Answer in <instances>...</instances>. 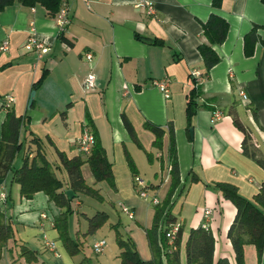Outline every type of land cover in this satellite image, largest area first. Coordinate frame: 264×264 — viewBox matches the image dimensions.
Masks as SVG:
<instances>
[{
    "label": "crops",
    "instance_id": "crops-1",
    "mask_svg": "<svg viewBox=\"0 0 264 264\" xmlns=\"http://www.w3.org/2000/svg\"><path fill=\"white\" fill-rule=\"evenodd\" d=\"M131 1L62 0L69 23L61 37L56 27L58 13L52 16L39 5L28 8L16 3L0 11V44L9 43L8 50L0 53V136L10 96L9 108L16 117L27 119L20 136L30 158L36 152L30 144L33 138L40 139L51 164H59L56 150L68 158L83 157L75 142L87 126L98 135L115 186L96 182L88 165L81 167L86 185L99 190L103 201L82 194L72 200L67 229L69 238L79 244V252L72 256L53 228L62 210L43 192L23 199L19 185L8 176L5 218L11 223L13 238L3 247L0 264H89L80 245L87 236L88 218L96 212L107 214L104 225L113 232L115 244L114 225L132 240L142 260H151L146 230L152 226L155 211L149 199L161 204L171 185L169 125L174 130L181 183L171 211L182 229V248L190 229L206 224L215 240L214 260L224 257L236 264L227 235L236 208L216 184H231L242 197L253 200L264 182L263 169L242 154L244 134L233 125L236 117L264 156V2L219 0L215 8L214 0H154V15H147ZM211 14L226 20L228 31L221 45L212 46L220 62L203 77L198 46L206 43L202 26ZM34 34L48 43L41 59L24 49ZM88 53L92 55L89 61ZM44 69L46 77L34 87ZM89 73L95 76V88L86 91L83 86ZM192 79L202 95L188 122L186 101ZM162 80L169 82L168 99L154 87V82ZM32 91L35 98L28 108ZM241 91L248 102L241 99ZM122 115L141 147L126 132ZM146 121L166 131L160 150L152 144L153 133L143 127ZM126 154L135 165L134 172ZM22 155L14 159L15 168L22 165ZM55 173L63 175L66 185L65 172ZM136 177L149 199L140 197ZM192 177L197 180L193 182ZM122 205L133 213L132 219L121 211ZM48 242L55 244L54 251ZM21 246L32 250L35 259L28 262L22 257ZM244 248L245 264H259L255 247ZM119 252L118 246L111 256L104 249L97 254L103 257L98 264H119ZM261 261L264 264V251Z\"/></svg>",
    "mask_w": 264,
    "mask_h": 264
},
{
    "label": "trees",
    "instance_id": "trees-1",
    "mask_svg": "<svg viewBox=\"0 0 264 264\" xmlns=\"http://www.w3.org/2000/svg\"><path fill=\"white\" fill-rule=\"evenodd\" d=\"M264 2V0H261ZM20 4L24 7L33 8L36 5L43 7L48 14L55 16L59 12L62 0H0V11L7 6ZM213 7L219 8V0H214ZM228 23L215 14L208 17L207 22L202 26V34L206 43L198 46L199 54L204 62V75L208 77L211 68L217 65L220 60L212 47L221 45L227 36ZM63 32L59 34L61 37ZM158 41H153L157 43ZM47 75L44 69L41 77L34 87L39 86ZM193 87L187 96L186 116L188 122L192 119L198 109V98L202 95V90L196 79H192ZM5 107V105H4ZM7 110L3 121L0 138V181L8 176L12 177V183L19 185L20 195L23 199H31L35 194L43 192L50 202L58 206L62 212L55 217L53 228L57 230L59 240L62 242L68 255H76L79 252V244L69 238L67 221L72 213L71 202L77 195L88 196L94 200L102 202L99 190L86 185L81 174V167L87 164L96 182H106L115 189L113 173L111 172V163L105 156V150L101 146L97 133H93L94 142L90 155L68 158L64 153L56 150L59 164H51L45 158L41 141L33 138L30 144L35 146L36 152L30 158V150L24 149V141L20 133L21 129L27 124L24 117H16L14 111ZM123 124L126 132L136 145L141 147L130 122L122 115ZM233 125L244 134L241 145L242 154L260 166L264 171V156L256 151L251 143L248 132L242 126L240 121L233 118ZM144 129L151 131L154 135L153 146L156 149L162 148V139L166 131L161 126H155L146 121ZM169 134V170H170V188L161 204L154 205V218L150 229L146 230V236L149 243V250L152 253L151 260H142L131 239L125 238L115 229V240L120 250L119 264H230L227 258L220 257L214 260V236L207 228H192L188 232L187 239L182 248V229L179 227L172 245L166 238L169 227L176 225L177 219L172 214L171 208L174 204V195L180 186V170L178 168V159L176 157V143L174 141V130L172 125L168 128ZM264 131V128H263ZM20 152L22 155V165L15 168L13 161ZM128 166L132 172L135 165L126 154ZM63 170L67 175V183L64 184L62 178L56 175V171ZM192 177V181H196ZM73 191L74 197L67 198L66 189ZM216 187L223 195V198L231 202L236 208V214L233 222L227 232L228 240L234 251L236 264H245L244 247L251 245L256 249L257 261L262 263L261 257L264 251V182L261 184L253 200H248L238 194L235 186L231 184L217 183ZM182 189V188H181ZM181 191V190H180ZM180 191L178 195H180ZM108 221V216L103 212H96L91 218H88V230L85 235H93ZM13 238L11 223L3 214H0V255L6 242ZM182 251L184 258L182 260ZM20 255L25 257L28 262L35 259L34 252L21 246ZM1 259V258H0Z\"/></svg>",
    "mask_w": 264,
    "mask_h": 264
},
{
    "label": "built area",
    "instance_id": "built-area-1",
    "mask_svg": "<svg viewBox=\"0 0 264 264\" xmlns=\"http://www.w3.org/2000/svg\"><path fill=\"white\" fill-rule=\"evenodd\" d=\"M133 7L138 10H144L147 15H154L155 9H154V0H132L131 1ZM58 19H57V31L58 34H61V32H64L66 30V26L69 23V14L67 13L66 9L60 8L58 12ZM48 45L46 41L43 39L39 38L37 35H31L28 37L26 40V43L24 44V49L27 52H32L37 55L39 59L42 58V52L44 51L45 47ZM9 43L2 42L0 44V53L5 52L8 50ZM92 58L91 54L86 55V60H90ZM195 78H199L198 73H192ZM95 76L92 73H89V75L86 77L85 82H84V89L86 91L94 90L95 88ZM168 85L169 82L168 80H162V81H157L154 82V87L158 90H160L164 96L165 99L169 98V90H168ZM241 99L244 102H248L246 95L243 91L240 92ZM13 102V97H7L5 101V107L9 108L10 104ZM216 117H219L217 114ZM94 142V136L93 133L90 132L87 126H84L83 131L81 133V136L76 140V145L79 148V151L82 155L88 156L91 153L92 150V144ZM135 183L138 187H141L138 189V193L140 194V197L149 199L147 195L143 192L142 190V181L139 178H135ZM9 181L8 179H3L0 181V214H3L4 217L6 215L7 211V201L9 198ZM150 202L153 205L159 204L158 200L156 198H150ZM121 211L123 213H126L129 218H133V213L130 211V209L126 205L121 206ZM203 228H207V225L204 224ZM179 230V224L172 225L169 227V230L166 233V238L169 239V244L172 245L175 235L177 234V231ZM49 247L54 251L55 250V244L52 242H48ZM106 246V241L105 240H99L95 242L92 245V252L94 254H100L103 252L104 248Z\"/></svg>",
    "mask_w": 264,
    "mask_h": 264
},
{
    "label": "rangeland",
    "instance_id": "rangeland-1",
    "mask_svg": "<svg viewBox=\"0 0 264 264\" xmlns=\"http://www.w3.org/2000/svg\"><path fill=\"white\" fill-rule=\"evenodd\" d=\"M59 175L63 179V175ZM124 218L126 217L123 215L122 219ZM99 240L106 241L107 245L104 249L106 250L107 254H110V256L114 254V251H117V246L113 240V232L110 231L106 225H103L99 230H97L95 234L84 237L83 243L80 245V247H83V252H85V254L89 257V264H98V262H100L103 258L98 255L96 256V254L92 252V245Z\"/></svg>",
    "mask_w": 264,
    "mask_h": 264
},
{
    "label": "water",
    "instance_id": "water-1",
    "mask_svg": "<svg viewBox=\"0 0 264 264\" xmlns=\"http://www.w3.org/2000/svg\"><path fill=\"white\" fill-rule=\"evenodd\" d=\"M35 93H34V91H32L31 93H30V99H29V101H28V105H27V107L29 108L31 105H32V103H33V100H34V98H35V95H34ZM191 133H192V130L190 131ZM66 196H67V198H69V199H72L75 195H74V193H73V191L72 190H67V192H66Z\"/></svg>",
    "mask_w": 264,
    "mask_h": 264
}]
</instances>
